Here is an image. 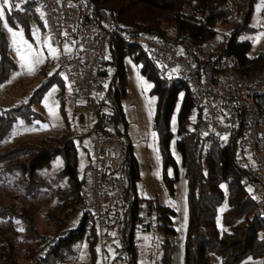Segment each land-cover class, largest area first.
I'll list each match as a JSON object with an SVG mask.
<instances>
[{"label": "trees", "instance_id": "obj_1", "mask_svg": "<svg viewBox=\"0 0 264 264\" xmlns=\"http://www.w3.org/2000/svg\"><path fill=\"white\" fill-rule=\"evenodd\" d=\"M76 2L83 7L94 4L101 20L109 17L113 25L126 34H146L163 42L173 40L178 43L190 36L195 43L203 44L215 38L218 23L226 22L229 26L228 33L219 44L212 41L216 54H231L248 67L264 69V50L258 57L251 58V41H240L241 37L257 32L251 21L259 0ZM13 3H20L21 6L6 13L5 19L9 27H22L29 37L33 22L46 30L40 10L35 4L17 0H13ZM169 27L175 29V35H170ZM126 48L122 43H117L112 51L118 53L119 60L127 54L132 55L137 64L143 65L141 71L148 79L165 85L154 90L158 95L154 127L159 134L165 166L164 180L170 191L175 193L181 169L187 179L185 264H216L215 258L221 264H243L249 258L263 260L264 264V217L258 212V202L251 187L245 183L252 166L238 159L240 146L237 133L227 139L212 134H199L198 127L203 116L189 87L179 77L169 78L167 69L160 66L147 52L135 45H131L129 51ZM10 49L4 21H0V84L10 80L19 69ZM119 76L121 84L115 93L116 104L120 110L117 120L127 127L126 117L120 106L127 94L123 66ZM53 84L62 88L59 96L64 109L67 94L64 96L66 87L59 71L48 76L27 103L11 109L0 107V180L3 187L16 197L34 201L42 197L45 190L53 184L59 185L56 192L57 203L53 211L46 215L47 221L54 226V231L49 234L39 231L36 210L32 205L22 203L15 207L0 201V264H21L18 252L22 253L24 264H83L76 263V248L83 240L88 242L90 264L101 263L99 229L88 208L92 161L82 172L78 157L77 139L90 134L78 130L76 135H71L68 127L61 135L49 136L40 143L26 142L3 149L17 122L22 120L33 124L38 119H43L34 106L41 102ZM181 91L185 93L178 117L177 148L182 155L180 165L173 157L170 146L174 136L171 120ZM128 156L132 165L131 186L124 194L122 202L108 210L107 232L116 238V249L109 256L111 263L137 264L139 250L135 237L142 221L147 231L157 228L163 233V256L159 264H172L176 249L177 230L174 228V218L177 213L162 206L158 199L146 200L139 197L136 184L140 179V171L137 160L131 155V146ZM58 158L63 160L64 167L49 184L42 173L51 170ZM170 169L174 170L173 178ZM64 181L66 187H61L60 183ZM129 199H132L131 205L128 203ZM225 202L228 204L223 214L226 229L220 231L218 213ZM80 211L82 216L79 223L75 227L71 226V221ZM144 211L146 214H143ZM154 216L156 226L152 228ZM143 218H147L149 222H144Z\"/></svg>", "mask_w": 264, "mask_h": 264}, {"label": "built area", "instance_id": "obj_2", "mask_svg": "<svg viewBox=\"0 0 264 264\" xmlns=\"http://www.w3.org/2000/svg\"><path fill=\"white\" fill-rule=\"evenodd\" d=\"M17 1L33 3L43 13L53 45L62 51L57 64L66 76L67 102L77 128L95 140L88 208L99 229L101 264H112L106 253L116 249V238L107 232L108 210L122 202L131 186V141L117 120L120 110L115 99L121 66L116 65L113 79L107 70L116 63L110 62L109 54L114 57L112 49L117 43L135 45L160 66L178 72L202 112L199 134L230 138L237 133L240 152L249 153L254 162L245 183L264 217V69L248 67L231 54H216L210 40L197 44L186 36L176 43L146 34H126L109 17L101 20L94 4L83 7L76 0ZM63 45L70 51H63ZM105 106L109 108L106 112L102 111ZM128 203L131 205L132 199Z\"/></svg>", "mask_w": 264, "mask_h": 264}, {"label": "rangeland", "instance_id": "obj_3", "mask_svg": "<svg viewBox=\"0 0 264 264\" xmlns=\"http://www.w3.org/2000/svg\"><path fill=\"white\" fill-rule=\"evenodd\" d=\"M17 7L21 4L17 3ZM8 11H5V16ZM40 12V11H39ZM41 14V12H40ZM251 25L257 28V32L254 35L243 36L240 41H251L252 48L249 53L251 58L258 57L259 54L264 50V1L259 0L256 8V12L252 17ZM31 30V36L29 37L25 30L20 28L5 27L6 34L10 41L11 54L18 63V71L8 80L6 83L0 84V107L2 109H11L20 106L21 104L27 103L32 94L41 87L47 80L48 76H53L59 71L62 79L65 82L66 89L64 90V96L68 92L66 86L65 73L60 71L58 68V59L61 56V49L54 46L50 35L47 30L39 28L36 22H33ZM9 28L15 32H23L24 39L32 45L33 49L42 51L43 61L35 65L33 73L27 71V67H21L22 61L16 51L19 44L13 43L12 33L8 30ZM170 35H175V29L169 27ZM217 34L212 40L215 44H219L224 36L229 31V26L226 22H220L216 25ZM38 32L40 42H37L36 34ZM19 39V38H17ZM45 41L51 43L52 47L58 50V58L53 59L49 54ZM68 45H63V51ZM131 45H128L126 50L129 51ZM23 51V49H22ZM66 52V51H65ZM67 53V52H66ZM109 60L111 63L107 66V70L110 77L116 76V65L123 66L126 75V90L127 94L120 102L122 107L127 127L123 123H120L125 134L131 141V155L135 157L138 162L140 179L136 184L137 193L140 198L150 200L158 199L162 206L168 207L176 211L177 216L174 218V228L177 230V236L175 241V252L173 255L172 264H185V239L188 225V201H187V179L183 175L181 169V176L176 183V190L173 194L167 183L164 180V160L161 153L160 138L156 131L155 117L158 105V95L154 93L155 89H159L165 85L155 83L153 80L148 79L141 71L143 65L137 64L133 56L127 54L122 60H119L118 53L114 52L109 54ZM167 76L171 79L178 78V72L176 70H167ZM117 82L121 84V77H117ZM146 85H151L150 88H146ZM62 88L57 84H53L46 91L42 100L39 104L34 106V109L39 112L43 119H38L33 124H27L20 120L17 122L12 129L8 140L4 143L3 149H8L21 143H40L49 136H59L68 127H70L71 135H76L77 121L72 115V108L70 104L65 101V108L62 109V101L59 96ZM184 91L179 94V99L171 120V131L173 133V140L171 142V153L173 157L181 165L182 155L178 151V117L182 106V100L184 97ZM66 98V97H65ZM48 104V107L45 104ZM119 104V102H117ZM49 108H52L56 112V116H53L49 112ZM108 106L102 108V111H108ZM197 111H195L196 113ZM195 116V115H194ZM194 118V117H193ZM94 138L92 135L84 136L82 139H77L78 145V157L80 160V170L84 172L93 159L94 149ZM244 155V156H243ZM239 161L252 166L253 159L247 152L238 153ZM64 167V162L61 158H58L54 162V166L51 170L42 173V176L50 184L52 179L58 174ZM170 175L174 177V170L170 169ZM58 184H53L52 187L45 190L42 197L37 200L30 201L24 200L21 197L14 196L15 194L7 191L0 180V201L6 205L20 206V204L26 203L29 206H33L36 210V223L39 231L42 234H49L54 231V226L50 224L46 215L53 211L54 206L57 203L56 192ZM61 187H66V182L60 183ZM228 204L225 202L219 209L218 213V228L220 231L225 230L223 223V214L227 210ZM221 209H224L221 212ZM143 214H146L144 211ZM82 216V211L71 221V226L75 227ZM145 216V215H144ZM144 222L148 219L143 218ZM151 220V219H150ZM152 228L156 226V217L152 219ZM143 222L141 221L136 230V245L139 250L137 257V264H159L163 256V233L157 228L153 232H143ZM22 234V232H21ZM77 259L76 263L90 264V251L88 242L83 240L76 248ZM114 251H109L110 256L113 255ZM102 245L99 244V255L102 256ZM22 253L18 252V260L21 264L25 261L22 258ZM216 264H221L218 258H215ZM263 260H255L253 258L247 259L243 264H262ZM101 264V263H100Z\"/></svg>", "mask_w": 264, "mask_h": 264}, {"label": "snow or ice", "instance_id": "obj_4", "mask_svg": "<svg viewBox=\"0 0 264 264\" xmlns=\"http://www.w3.org/2000/svg\"><path fill=\"white\" fill-rule=\"evenodd\" d=\"M15 7H17V5L13 3V0H0V21H4V27H8L7 21L5 19V11L7 10L8 12H11ZM41 15H43V13H41ZM8 30L12 33L13 43L20 45V47L16 48V51L20 56V60L22 61L21 67H27V71L29 73H33L35 70V65L41 63L44 59L42 51L33 49L32 45L29 44L28 41L24 39L23 32H15L12 31L11 28H9ZM36 39L37 42L39 43L40 38L38 32L36 34ZM45 44L49 49V54L52 56V58L57 59L58 50L53 48L51 43L47 41H45ZM65 51L68 52L70 51V49L66 46ZM150 87L151 85H146V88H150ZM45 106L48 107V104L46 103ZM49 112L51 115L56 116V112L52 108H49ZM224 139H227V137H224ZM223 211L224 209H221V212Z\"/></svg>", "mask_w": 264, "mask_h": 264}, {"label": "crops", "instance_id": "obj_5", "mask_svg": "<svg viewBox=\"0 0 264 264\" xmlns=\"http://www.w3.org/2000/svg\"><path fill=\"white\" fill-rule=\"evenodd\" d=\"M148 222H149V221H146V223H148ZM142 231H143V232L151 233V232H153L154 230L147 231L146 229H143ZM106 254H107L108 257L110 256L109 251H107ZM101 263H102V261H101Z\"/></svg>", "mask_w": 264, "mask_h": 264}, {"label": "water", "instance_id": "obj_6", "mask_svg": "<svg viewBox=\"0 0 264 264\" xmlns=\"http://www.w3.org/2000/svg\"><path fill=\"white\" fill-rule=\"evenodd\" d=\"M104 76H106L107 74L106 73H103Z\"/></svg>", "mask_w": 264, "mask_h": 264}]
</instances>
